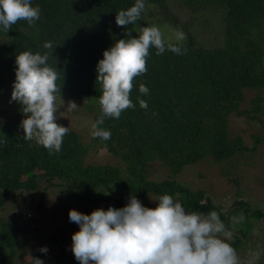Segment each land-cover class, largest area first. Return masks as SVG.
I'll return each instance as SVG.
<instances>
[{
    "label": "trees",
    "instance_id": "trees-1",
    "mask_svg": "<svg viewBox=\"0 0 264 264\" xmlns=\"http://www.w3.org/2000/svg\"><path fill=\"white\" fill-rule=\"evenodd\" d=\"M205 1L225 13L229 42L235 34L249 33V25L255 24L258 28L264 25V0H200ZM134 3L135 0H32V6L38 5L41 9L40 19L34 26L21 20L12 25L8 33L1 29L0 67L10 69L8 75L13 85L17 55L28 50L41 54L51 51L48 64L60 71L57 84L61 86V97L67 96L74 101L86 98L87 106L91 102L100 106L102 89L96 79L97 64L103 59V52L118 40L140 35L136 30L137 23L122 28L115 22L116 14ZM145 3L146 7L156 4L172 28L186 33L185 26L168 14L165 0H145ZM127 32H131V37L126 35ZM259 36L263 38V34ZM49 41L54 45L52 50L43 47ZM244 42L248 49L241 56L225 53L226 46L207 47L189 34L181 42V47L187 49L184 55L169 50L157 55L154 47L150 49L147 72L135 78L130 93L135 107L124 110L119 119L105 118L101 127L111 132V138L107 141L97 138L99 145L105 146L107 152L123 163L124 176L117 166H84L80 158L84 147L78 144L77 135L71 130L64 137L61 150L53 154L38 143L24 140L20 125L25 116L21 105L14 101L19 112L15 116L18 121L8 122L0 116V121H4L0 123V208L7 194L24 188L35 190L36 180L40 177L49 183L57 178L63 181L58 186L61 191L68 193L74 205L82 208L78 212L85 215L97 210V207L89 209L93 203L107 201L121 209L127 206L131 196L140 201L147 194L156 199L167 194L180 202L186 212H218L229 228L236 223L233 217H239L241 212L244 216L248 213L246 204L236 201L226 212H221L202 191L191 192L174 179L148 182L145 166L147 162L159 159L175 176L182 167L196 164L204 157L218 164L243 150L255 149V143L247 147L239 140L227 141L224 126L220 124L223 117L236 109L235 97L243 88L256 93L253 108L245 111L254 116L261 111L258 104L262 98L258 92L264 85L261 49L258 43L247 45V40ZM142 83L148 87V95L139 93ZM138 97L147 102V110L140 107ZM102 115L100 108L92 123ZM254 140L258 141L257 138ZM37 171L39 175L34 173ZM24 175L26 179L21 182ZM99 191L109 193L110 197H100ZM26 214L29 212L15 213V223L11 219H0V264H17L14 261L19 246L17 233L36 238L44 233L40 230L39 234L33 214L23 219ZM252 216L262 217L258 211ZM67 223V228L75 224ZM245 225L248 226L247 220ZM244 228L241 225L238 228L243 236L247 227ZM63 237V232L60 240L50 235L46 243L48 246L57 243L55 256L34 252L21 264H33L31 259L36 258L44 264H65L64 249L60 245ZM239 240L232 236L229 243L236 248Z\"/></svg>",
    "mask_w": 264,
    "mask_h": 264
},
{
    "label": "clouds",
    "instance_id": "clouds-1",
    "mask_svg": "<svg viewBox=\"0 0 264 264\" xmlns=\"http://www.w3.org/2000/svg\"><path fill=\"white\" fill-rule=\"evenodd\" d=\"M145 8V0H135L132 7L116 14V25L126 28L137 23ZM40 14V7H33L32 0H0V29L8 33L21 20L34 26ZM126 35L131 37V32ZM174 37L175 43L166 42L158 26H146L140 29L138 37L120 39L103 52L96 68L103 115L92 124L94 139L109 140L111 132L101 127L105 118L119 119L124 110L135 107L130 93L135 78L147 72L151 48L157 50V55L166 50L176 55L186 54L187 49L181 47L185 33L176 29ZM43 47L52 50L54 45L49 41ZM52 54L28 50L17 55L11 93L12 101L21 105L25 116L20 125L23 139H35L49 154L61 150L69 133V127L57 123L58 97L61 105L63 101L61 86L57 84L60 71L48 64ZM139 93L148 95V87L140 84ZM138 102L147 110L145 100L138 97ZM67 106L78 109L74 102ZM68 215L69 221L79 226V231L71 237V251L79 264H241L236 249L229 243L232 232L218 212H186L180 202L167 194L158 198L154 209L131 196L127 206L121 209H97L90 215L70 210ZM244 219L243 213L232 218L236 223ZM40 251L46 253L47 248ZM259 255L251 253L253 259ZM31 260L33 264H44L38 258Z\"/></svg>",
    "mask_w": 264,
    "mask_h": 264
},
{
    "label": "rangeland",
    "instance_id": "rangeland-1",
    "mask_svg": "<svg viewBox=\"0 0 264 264\" xmlns=\"http://www.w3.org/2000/svg\"><path fill=\"white\" fill-rule=\"evenodd\" d=\"M165 2L168 14L174 16L178 23L185 26V35L189 34L193 40L207 47L226 46L225 53L241 56L248 49L245 40H247V45L249 42L258 43L264 68V25L259 28L255 24L249 25L250 34L245 32L235 34L233 36L235 38L229 42L227 37L229 27L224 21L225 13L221 8L206 1L202 3L200 0H165ZM153 25L161 29L166 42H176L174 37L176 29L165 21L164 15L156 4H149L142 13L141 20L137 22L136 30L140 32L142 27ZM261 34H263V38L259 36ZM9 71V68L4 70L3 67H0V116L7 118L8 122L15 120L17 122L18 119L15 116L19 112L11 99L13 89L8 75ZM258 93L262 96L258 102L261 111L255 116L245 110L253 108L252 101L256 93L250 88H243L241 93L235 97L236 109L227 117H223L222 123H220L224 126L223 131L227 141L239 140L242 146L247 147H251L255 143L254 150H243L240 154L218 164H213L209 157H204L196 164L182 167L175 176L170 174V171L159 159L147 162L145 166L148 182L156 183L174 179L176 183L191 192L202 191L203 196L208 198L211 204L217 206L221 212H226L236 201L247 205L248 213L245 214V219L241 224L232 223L228 228L232 232V236L240 239L235 249L241 264H264V85ZM61 99L63 105L60 104L59 97L57 99V106L60 107L57 112V123L69 127V130L77 135L78 144L84 147V152L80 157L82 164L94 167L117 166L124 176L123 163L117 156L107 152V148L99 145V140L94 139L91 135L94 114L101 106L92 102L87 106L86 98L74 101L66 96ZM69 102H74L78 109L72 110L70 106H67ZM3 122V120L0 121V123ZM254 138H257L258 141L255 142ZM31 143L36 144L37 142L33 139ZM34 173L40 174L39 171ZM25 179V175L21 176L20 181L24 182ZM61 183L63 181L57 178L49 183L44 177H40L36 180L35 190L24 188L4 197L3 206L0 208V219H11L15 223V213L29 212L35 217L39 234L40 230L44 232L39 238L31 237L27 233V235L17 233L19 246L14 258L17 264H21L29 254L39 252L42 248H47L50 257L55 256L58 250L57 243L53 242L51 246L46 243L50 235L60 240L61 232L64 233L60 245L64 249L65 264H79L71 251V237L79 231V226L75 223L67 228V222L70 210L81 211L82 208L76 207L72 198L67 196L68 193L64 194L61 191L58 187ZM98 195L110 197L109 193L102 191H99ZM204 197H202V201H204ZM140 201L145 207L154 209L158 199L152 194H147ZM94 207L105 211L109 207L120 209L117 204L114 205L107 201L93 203L89 209ZM254 211L260 212L262 217L252 216ZM86 215H90V213ZM246 220L248 226L245 225ZM240 225L241 228L247 227L244 236L239 233ZM253 252L260 254L258 259H253L251 256Z\"/></svg>",
    "mask_w": 264,
    "mask_h": 264
},
{
    "label": "built area",
    "instance_id": "built-area-1",
    "mask_svg": "<svg viewBox=\"0 0 264 264\" xmlns=\"http://www.w3.org/2000/svg\"><path fill=\"white\" fill-rule=\"evenodd\" d=\"M22 216H23V215H22ZM28 217H29V215L26 214L25 217H23V219L25 220V219L28 218Z\"/></svg>",
    "mask_w": 264,
    "mask_h": 264
}]
</instances>
